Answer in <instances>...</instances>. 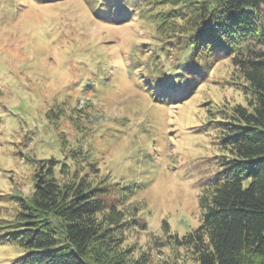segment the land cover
<instances>
[{"label":"rangeland","instance_id":"rangeland-1","mask_svg":"<svg viewBox=\"0 0 264 264\" xmlns=\"http://www.w3.org/2000/svg\"><path fill=\"white\" fill-rule=\"evenodd\" d=\"M95 2L0 0V264L21 253L1 236L18 209L13 197L31 195L32 159L50 157L77 164L92 183L135 188L124 205L143 207L147 227L127 231L122 246L132 261L191 264L167 244L163 225L178 235L199 225L201 186L220 155L211 114L247 97L231 57L218 56L183 103L159 101L152 81L172 72L177 37L155 18L132 20L138 6L123 1L127 17L116 22L95 12ZM79 147L97 157L98 169L70 160L68 148Z\"/></svg>","mask_w":264,"mask_h":264},{"label":"trees","instance_id":"trees-1","mask_svg":"<svg viewBox=\"0 0 264 264\" xmlns=\"http://www.w3.org/2000/svg\"><path fill=\"white\" fill-rule=\"evenodd\" d=\"M123 1L138 6L132 20L155 18L177 37L172 72L159 71L152 81L159 101L189 98L209 74L208 59L218 56L231 57L247 97L245 105L211 114L218 170L201 186L199 225L178 235L165 222L167 244L177 253L182 248L191 264H264V0H96L94 10L125 21ZM80 150L68 148L70 160L98 169L97 157ZM32 160L31 195L13 197L18 209L1 233L21 250L11 264H152L143 255L132 261L122 246L134 225L147 227L143 207L124 205L135 188L92 183L91 173L55 157Z\"/></svg>","mask_w":264,"mask_h":264}]
</instances>
